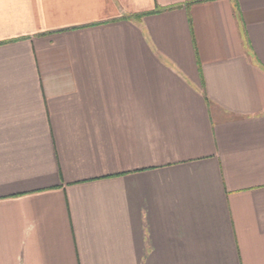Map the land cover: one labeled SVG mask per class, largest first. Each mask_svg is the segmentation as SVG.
I'll return each mask as SVG.
<instances>
[{
  "label": "crops",
  "instance_id": "0c3cea01",
  "mask_svg": "<svg viewBox=\"0 0 264 264\" xmlns=\"http://www.w3.org/2000/svg\"><path fill=\"white\" fill-rule=\"evenodd\" d=\"M0 264H264V0H0Z\"/></svg>",
  "mask_w": 264,
  "mask_h": 264
}]
</instances>
